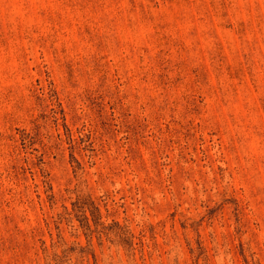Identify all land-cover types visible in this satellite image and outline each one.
Returning <instances> with one entry per match:
<instances>
[{"label":"rangeland","instance_id":"obj_1","mask_svg":"<svg viewBox=\"0 0 264 264\" xmlns=\"http://www.w3.org/2000/svg\"><path fill=\"white\" fill-rule=\"evenodd\" d=\"M0 264H264V0H0Z\"/></svg>","mask_w":264,"mask_h":264}]
</instances>
